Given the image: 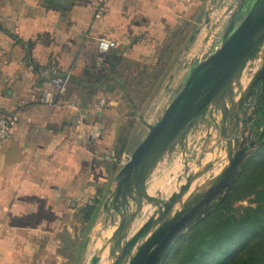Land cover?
<instances>
[{
	"label": "crops",
	"instance_id": "obj_1",
	"mask_svg": "<svg viewBox=\"0 0 264 264\" xmlns=\"http://www.w3.org/2000/svg\"><path fill=\"white\" fill-rule=\"evenodd\" d=\"M229 6L0 0V113L18 116L0 141V264H44L45 253H61L85 223L83 207L115 186L129 110L150 122L164 111L188 71L184 57L198 52L193 35L183 49L184 41L208 17L225 23ZM61 76H69L64 93ZM47 91L57 104L41 101Z\"/></svg>",
	"mask_w": 264,
	"mask_h": 264
},
{
	"label": "water",
	"instance_id": "obj_2",
	"mask_svg": "<svg viewBox=\"0 0 264 264\" xmlns=\"http://www.w3.org/2000/svg\"><path fill=\"white\" fill-rule=\"evenodd\" d=\"M230 1L224 26L217 27L207 53L191 60L162 115L150 122L139 114L148 133L125 157L102 205L112 220L116 213L119 219L113 231L101 238L87 264H162L176 240L229 189L246 160L264 144L251 139L249 121L241 112L253 87L264 78L262 55L256 73L249 81L243 79L252 55L264 45V0ZM206 20L209 25L210 18ZM209 27L216 29L214 24ZM213 108L219 113L216 150L189 172L187 135ZM211 133L208 129L206 137ZM178 147L184 169L176 189L167 198L151 195L147 182ZM148 204L154 209L134 230L136 218Z\"/></svg>",
	"mask_w": 264,
	"mask_h": 264
},
{
	"label": "rangeland",
	"instance_id": "obj_3",
	"mask_svg": "<svg viewBox=\"0 0 264 264\" xmlns=\"http://www.w3.org/2000/svg\"><path fill=\"white\" fill-rule=\"evenodd\" d=\"M226 5L231 4L230 0H224ZM220 19H225L221 17ZM216 29H211L205 22L203 21L200 25L199 32L193 31L192 34H189L186 41L183 43V49L189 43L190 35H193L195 39H197L198 52H194L191 54V57H184V65L190 66L191 60L198 54L201 53L205 55L210 49L213 38L216 36L218 25L215 23ZM211 26V25H210ZM213 26V25H212ZM211 36L210 40L206 42L207 37ZM264 55V45L259 47L257 51L252 55L249 60L243 74L244 80L251 76V74L256 70L258 64L260 63L261 56ZM158 96V95H157ZM160 97V95H159ZM150 106V105H149ZM149 108V109H148ZM151 107L144 108L143 110H150ZM142 110V111H143ZM163 111L157 116V118L151 122H155L161 115ZM139 113L135 109L129 110V114L127 115V126L128 137L130 140L127 145L125 143H121V147L126 150V152H131L138 145V143L146 136L148 133V128L141 122L139 118ZM216 116H214L212 121V126H214V122H217L218 119V110L215 111ZM131 117V118H130ZM129 123V124H128ZM264 127V123L262 125ZM207 123L201 122L194 130L190 131L187 135L185 144H188L190 148V158H189V172L194 171L203 162L205 159L209 158L213 151L216 150L215 147V139H216V130L215 128L212 130L210 137L205 141V137L208 133ZM127 146V147H126ZM127 153V154H128ZM252 156V155H251ZM250 156V157H251ZM253 159L251 160L249 166L247 167L246 174L244 176L243 182L237 186L232 194V207L237 211H241L242 209L248 206H256L254 202L255 195L249 194L251 186L254 182H258L261 179L264 181V144L253 154ZM184 169L183 159H182V150L178 147L171 157L165 160L163 165L158 167L151 178L147 182V187L153 183H158L157 190L153 194L158 197L167 198L175 189L177 185V180L180 177L182 171ZM241 173V172H240ZM240 175V174H239ZM238 175V176H239ZM183 181L184 178H181ZM161 188V189H160ZM113 189V186H112ZM229 190V189H228ZM227 190V191H228ZM227 191L223 194L225 195ZM109 195L107 192L101 203L99 205V209L96 217L92 219L90 224L86 225L81 222L80 227H76L75 229H71L69 231V236L67 240H64V246L61 248V253H45L40 259V263L44 264H87L93 251L95 248L101 243V238L106 237L108 233L113 231L115 227V222L119 219L118 214L116 213L114 220H112L110 213L105 212L103 210V203L106 199V195ZM222 195V196H223ZM94 204V202H93ZM154 208L151 205H147L143 213H141L135 220L134 230L138 229L143 222L147 219L149 213ZM203 217V216H202ZM192 227H190L187 231H185L172 245L169 250L166 258L162 262V264H177L182 256L184 255L187 240L189 236V231ZM71 237V238H70ZM249 244L251 249H245L247 253H251L254 245ZM83 247V251L78 261L74 260V255L78 249V247ZM264 246V245H262ZM261 249L260 245L258 246ZM170 255V256H169Z\"/></svg>",
	"mask_w": 264,
	"mask_h": 264
},
{
	"label": "trees",
	"instance_id": "obj_4",
	"mask_svg": "<svg viewBox=\"0 0 264 264\" xmlns=\"http://www.w3.org/2000/svg\"><path fill=\"white\" fill-rule=\"evenodd\" d=\"M124 148L120 146L121 158ZM253 155L244 163L241 173L227 193L215 201L189 231L186 249L177 264H264V181L254 182L249 194H254L256 206L237 212L232 207L234 189L243 180ZM102 199H93L82 209L85 224L96 217ZM94 202V204H93ZM251 253L245 249H251ZM252 245V246H253ZM260 245L261 249L258 248ZM83 247H78V261ZM170 256V255H169Z\"/></svg>",
	"mask_w": 264,
	"mask_h": 264
},
{
	"label": "flooded vegetation",
	"instance_id": "obj_5",
	"mask_svg": "<svg viewBox=\"0 0 264 264\" xmlns=\"http://www.w3.org/2000/svg\"><path fill=\"white\" fill-rule=\"evenodd\" d=\"M208 23V22H206ZM224 23L219 26V28L223 27ZM196 32H199L196 31ZM211 38V36H209ZM205 40L208 42L210 39ZM263 60H260V63L258 64L256 70L251 74L250 77H248L246 80L249 81L252 76L256 73L257 69L260 67L262 64ZM262 86H264V78L259 81V83L253 87L251 90V96L248 99L247 102H245L242 105V116L245 118V120L249 121V125L251 128V139H256L257 142H262L264 141V127L262 126L264 123V92L262 93ZM213 115V109L210 112ZM241 116V117H242ZM212 121L213 119H210L206 117L205 119H202L201 122H206L207 123V130L211 129L213 130L215 128L216 130V122H214V126H212ZM247 132L249 133L250 130L248 129ZM210 137V135H209ZM205 137V141L207 138Z\"/></svg>",
	"mask_w": 264,
	"mask_h": 264
},
{
	"label": "built area",
	"instance_id": "obj_6",
	"mask_svg": "<svg viewBox=\"0 0 264 264\" xmlns=\"http://www.w3.org/2000/svg\"><path fill=\"white\" fill-rule=\"evenodd\" d=\"M105 1L106 0H99L101 10H103V4ZM109 47H110L109 41H107L105 39H101L99 41V49L101 51H108ZM68 80H69V76H61V77L56 78V85H57L59 93L66 92V90L68 88ZM41 101L43 103L50 104V105L57 104V101L55 99L54 94L51 92H48V91L42 93ZM100 105L105 106L106 102L104 100H102L100 102ZM215 111H216V109L213 108V115L209 112L207 114V117L210 119H213L214 116H216ZM17 121H18V116L16 114L0 113V141L3 139H6L7 137H9L11 135L12 127L15 125V123ZM186 145H188V144H186ZM127 155L128 154L124 155L123 160L125 159V157Z\"/></svg>",
	"mask_w": 264,
	"mask_h": 264
},
{
	"label": "bare ground",
	"instance_id": "obj_7",
	"mask_svg": "<svg viewBox=\"0 0 264 264\" xmlns=\"http://www.w3.org/2000/svg\"><path fill=\"white\" fill-rule=\"evenodd\" d=\"M244 79V78H243ZM245 81H247V80H245ZM157 186H158V183H153L152 185H150L149 186V188H148V192L151 194V195H153L155 192H156V190H157ZM161 189V188H160ZM109 234V233H108ZM107 234V235H108Z\"/></svg>",
	"mask_w": 264,
	"mask_h": 264
}]
</instances>
